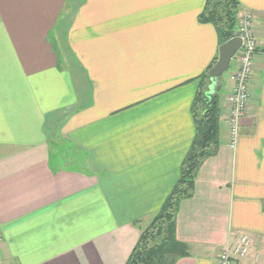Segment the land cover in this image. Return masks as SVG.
<instances>
[{
  "label": "crops",
  "instance_id": "0c3cea01",
  "mask_svg": "<svg viewBox=\"0 0 264 264\" xmlns=\"http://www.w3.org/2000/svg\"><path fill=\"white\" fill-rule=\"evenodd\" d=\"M206 0H0V264H126L196 137L198 79L219 57ZM258 47L235 148L233 84L217 154L180 203L176 264H264V0H238ZM73 59V64L70 62ZM236 60V59H235Z\"/></svg>",
  "mask_w": 264,
  "mask_h": 264
},
{
  "label": "trees",
  "instance_id": "16d2710c",
  "mask_svg": "<svg viewBox=\"0 0 264 264\" xmlns=\"http://www.w3.org/2000/svg\"><path fill=\"white\" fill-rule=\"evenodd\" d=\"M239 9L238 0H206L198 20L216 29L221 46L234 38ZM217 61L218 58L198 79V90L192 107L197 133L182 163L179 180L161 210L143 230L126 264H176L188 256L187 245L177 239L176 220L180 203L193 197L201 165L215 156L220 147L221 108L218 94H211L212 78L209 75Z\"/></svg>",
  "mask_w": 264,
  "mask_h": 264
},
{
  "label": "built area",
  "instance_id": "2783aa9c",
  "mask_svg": "<svg viewBox=\"0 0 264 264\" xmlns=\"http://www.w3.org/2000/svg\"><path fill=\"white\" fill-rule=\"evenodd\" d=\"M256 18L250 10H245L238 18L234 38L242 42L236 53V67L230 72L233 84L230 96L228 126L229 145L235 148L242 119L248 110V86L254 72V55L258 42L255 33ZM253 249V242L248 234H242L230 240L222 247L219 255V264H236L237 260L245 258Z\"/></svg>",
  "mask_w": 264,
  "mask_h": 264
},
{
  "label": "water",
  "instance_id": "95a60500",
  "mask_svg": "<svg viewBox=\"0 0 264 264\" xmlns=\"http://www.w3.org/2000/svg\"><path fill=\"white\" fill-rule=\"evenodd\" d=\"M241 44V40L236 37L220 46L218 61L209 72L213 83L220 80L229 70L231 62L235 58Z\"/></svg>",
  "mask_w": 264,
  "mask_h": 264
},
{
  "label": "rangeland",
  "instance_id": "374dc122",
  "mask_svg": "<svg viewBox=\"0 0 264 264\" xmlns=\"http://www.w3.org/2000/svg\"><path fill=\"white\" fill-rule=\"evenodd\" d=\"M68 57V59H70V62L73 64V59L72 58H70L69 56H67ZM235 58L233 59V61L231 62V65H230V68H229V70L223 75V77H222V79H223V81H227V79H228V74H229V72L231 71V69L233 68V66H234V63H235Z\"/></svg>",
  "mask_w": 264,
  "mask_h": 264
}]
</instances>
